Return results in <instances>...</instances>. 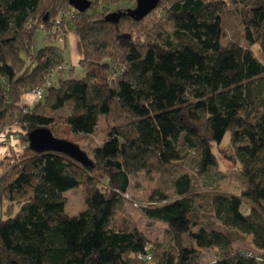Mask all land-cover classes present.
Returning <instances> with one entry per match:
<instances>
[{
    "label": "trees",
    "instance_id": "16d2710c",
    "mask_svg": "<svg viewBox=\"0 0 264 264\" xmlns=\"http://www.w3.org/2000/svg\"><path fill=\"white\" fill-rule=\"evenodd\" d=\"M86 1L85 11L61 25L79 38L84 76L74 78L69 68L65 77L64 67L42 99L27 106L22 97L63 65L55 45L32 51L34 31L40 24L50 29L73 7L69 0H0V134L15 127L11 134L24 146L21 155L0 161V264H143L136 255L145 252L154 264H264V64L253 49L264 52V0H168L163 6L160 0L155 9L163 7V23L151 28L145 24L150 13L140 20L129 15L136 0L111 13L98 0ZM228 29L232 38L224 44ZM67 106L69 115L51 114ZM101 116L113 125L90 158L74 139L92 135ZM39 128L79 146L91 164L31 151L22 142ZM227 132L245 188L210 200L224 231L195 229L198 207L188 173L173 182L176 198L154 192L141 207L146 218L167 225L170 249L146 251L148 240L137 227L113 222L124 213L130 176L170 170L184 149L197 154L204 173L218 164L213 146ZM78 187L85 209L69 216L63 194ZM232 232L249 236L254 250L233 248ZM202 251L215 255L203 262Z\"/></svg>",
    "mask_w": 264,
    "mask_h": 264
},
{
    "label": "rangeland",
    "instance_id": "374dc122",
    "mask_svg": "<svg viewBox=\"0 0 264 264\" xmlns=\"http://www.w3.org/2000/svg\"><path fill=\"white\" fill-rule=\"evenodd\" d=\"M167 1L168 0H163L162 6L165 5ZM134 3L135 0H128V2H122L120 5H109L108 3L103 4V0H98L97 4L98 7H100V10L104 6L106 8L105 10L111 13L115 12L119 8H130L134 5ZM234 6L241 5L233 4L232 8H234ZM162 8L158 7L157 9H154L150 13V16L145 20V24L149 25L151 28L152 25L159 24L160 22L163 23ZM235 24L236 30L240 32L242 28L237 22H235ZM169 27L170 25L164 26L166 30H168ZM230 38H232V31L228 29L223 39V43L225 44ZM45 45H55L62 50V55L64 58L63 66L65 67L63 75L65 77L68 75L66 72L69 68L73 67L75 70V68L78 67V61L82 58V49L79 38L73 29L68 28L65 32L64 28L60 26L58 32L55 34L50 33L45 29H36L33 36L32 51L36 52ZM253 49L256 56L264 64V52H262L257 45H255ZM73 77H77V71L74 72ZM51 114H53L55 117H65L69 115L68 106L59 112ZM58 121V129L62 133V130L64 129V126L62 125V119L59 118ZM110 125H113L112 118L101 116L99 118L97 128L92 135L80 139L76 138L74 139V142L78 144L90 158H92L93 149L101 147L106 140L108 127ZM6 128H4V130ZM229 139L230 133L227 132L222 142L213 146V153L217 158L218 164L216 167L210 168L204 173H200L198 171L197 154L193 151L184 149L182 151L181 161L178 162V165L175 164L170 170H152L149 174L141 172L130 176L131 185L128 191V196L130 199L125 201L124 213L116 216L113 222L115 224L124 223L129 227H137L145 235L148 240V245H151L152 248L156 246L164 250L170 249L172 242L166 231L167 225L162 221L146 218L141 212V207L150 202L149 198L154 192H158L160 195L166 196L169 199L176 198L173 189V182L180 175L188 173L192 178V184L194 187L193 192L196 196L195 206L198 207V212L196 213L198 226H196L195 229L204 225L206 228L224 231L220 223L214 219L212 209L210 208V200L215 194H239L245 188L244 180L238 173L239 167L235 160L233 148L229 142ZM22 143L25 146H28V143ZM18 147L21 150L20 146ZM21 154L22 153H20V155ZM0 172L2 175L4 174L5 170L0 168ZM63 196L66 202L64 211L69 216H75L85 209L82 187L69 190L65 192ZM240 211L243 215H248L250 211L248 204L243 202L241 204ZM232 235L234 238V242L232 244L233 248L244 251L254 250L249 236L236 232H232ZM202 254L203 262H208L209 260L213 259L215 255L214 251H202ZM143 264L154 263L146 262Z\"/></svg>",
    "mask_w": 264,
    "mask_h": 264
},
{
    "label": "water",
    "instance_id": "95a60500",
    "mask_svg": "<svg viewBox=\"0 0 264 264\" xmlns=\"http://www.w3.org/2000/svg\"><path fill=\"white\" fill-rule=\"evenodd\" d=\"M160 0H136V8L130 11L129 15L137 20L142 19L151 13ZM70 5L77 11L83 12L89 7L86 0H69ZM47 20V15L44 21ZM28 148L36 153H59L75 160L81 166L91 164L89 157L74 143L56 138L50 130L39 128L31 131L25 141Z\"/></svg>",
    "mask_w": 264,
    "mask_h": 264
},
{
    "label": "built area",
    "instance_id": "2783aa9c",
    "mask_svg": "<svg viewBox=\"0 0 264 264\" xmlns=\"http://www.w3.org/2000/svg\"><path fill=\"white\" fill-rule=\"evenodd\" d=\"M76 14V10L71 8V9H67L63 12H61V14L59 15V17H57V19L54 22V25H52V27L50 29H46L44 24H40L39 28L40 29H45L48 30L50 33H57L59 27L62 25L63 21H70ZM64 66L63 65H58L55 69L51 70L45 77V81L44 84L42 86H39L38 88L34 89L32 91V94L35 97V100L38 102L42 99L45 88L49 87L50 85H52V82L54 80V78L56 77L57 73L60 70H63ZM11 132H14L13 127L11 128H6L1 134H0V145L1 146H9L11 145V143L13 141H15L13 135L11 134ZM24 149V146L21 147V150ZM0 177H1V172H0ZM123 197L126 200H129V196L128 194H124ZM150 203L146 204L149 205ZM144 205V206H146ZM152 246L151 245H147L146 246V251H148L149 249H151ZM136 260L137 261H141V262H151L152 261V256L149 252H145L144 254H137L136 255Z\"/></svg>",
    "mask_w": 264,
    "mask_h": 264
},
{
    "label": "crops",
    "instance_id": "0c3cea01",
    "mask_svg": "<svg viewBox=\"0 0 264 264\" xmlns=\"http://www.w3.org/2000/svg\"><path fill=\"white\" fill-rule=\"evenodd\" d=\"M63 60H64V58H63ZM71 68H73V67H71ZM75 71H77L76 79H81L85 74L84 70L80 69L79 67L75 68L74 72ZM21 102L23 105H27V106H32V105L37 103L32 92L23 96ZM13 130L16 131V128L13 127ZM18 146H20V148L23 146L18 140L13 141L11 143V145H9V146H1L0 145V161L4 158H7V157L9 158L12 156L20 155V153H22V150H20ZM19 151H20V153H19ZM130 185H131V177H130ZM130 185H129V188H130ZM128 191H129V189H128ZM128 191H127V194H128Z\"/></svg>",
    "mask_w": 264,
    "mask_h": 264
}]
</instances>
